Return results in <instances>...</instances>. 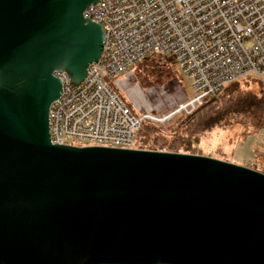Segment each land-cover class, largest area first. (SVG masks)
I'll return each mask as SVG.
<instances>
[{
  "label": "water",
  "instance_id": "water-1",
  "mask_svg": "<svg viewBox=\"0 0 264 264\" xmlns=\"http://www.w3.org/2000/svg\"><path fill=\"white\" fill-rule=\"evenodd\" d=\"M99 0H0V264H264V174L53 145L48 113L103 51Z\"/></svg>",
  "mask_w": 264,
  "mask_h": 264
},
{
  "label": "built area",
  "instance_id": "built-area-1",
  "mask_svg": "<svg viewBox=\"0 0 264 264\" xmlns=\"http://www.w3.org/2000/svg\"><path fill=\"white\" fill-rule=\"evenodd\" d=\"M83 16L102 27L104 47L80 84L54 74L62 92L48 113L53 145L136 149L144 120L166 124L235 81L264 80V0H99ZM158 56L176 63L193 97L158 116L133 112L114 85Z\"/></svg>",
  "mask_w": 264,
  "mask_h": 264
},
{
  "label": "trees",
  "instance_id": "trees-1",
  "mask_svg": "<svg viewBox=\"0 0 264 264\" xmlns=\"http://www.w3.org/2000/svg\"><path fill=\"white\" fill-rule=\"evenodd\" d=\"M172 64L173 60L168 57H149L134 65L131 73L134 74L136 81L160 86L172 78L174 73ZM262 81L263 79L255 77L235 81L218 95L207 99L191 114L176 116L166 124L144 120L136 134L135 148L143 151L193 155L196 154V145L201 142L200 140L215 128H228L238 124L251 132L263 130ZM252 83L256 84L257 91L249 88ZM129 108L135 112L132 107ZM258 156L264 158V152H259ZM254 164L257 162H250L247 166L250 168Z\"/></svg>",
  "mask_w": 264,
  "mask_h": 264
},
{
  "label": "rangeland",
  "instance_id": "rangeland-1",
  "mask_svg": "<svg viewBox=\"0 0 264 264\" xmlns=\"http://www.w3.org/2000/svg\"><path fill=\"white\" fill-rule=\"evenodd\" d=\"M172 65L174 72L172 78L160 86L136 81L130 70L118 78L114 89L126 105L140 114L152 113L150 116H158L161 113H169L177 103L193 97L190 81L182 74L176 63ZM262 83L264 85V80ZM249 88L258 90L255 83ZM200 141L196 145V154L193 155L210 157L246 168L248 163L257 162L249 169L264 173V158L258 156L259 152H264V129L251 132L235 124L228 128H215Z\"/></svg>",
  "mask_w": 264,
  "mask_h": 264
},
{
  "label": "crops",
  "instance_id": "crops-1",
  "mask_svg": "<svg viewBox=\"0 0 264 264\" xmlns=\"http://www.w3.org/2000/svg\"><path fill=\"white\" fill-rule=\"evenodd\" d=\"M124 76V75H123Z\"/></svg>",
  "mask_w": 264,
  "mask_h": 264
}]
</instances>
